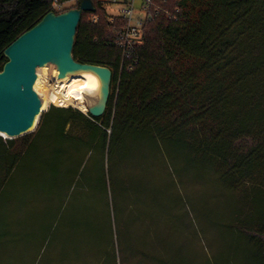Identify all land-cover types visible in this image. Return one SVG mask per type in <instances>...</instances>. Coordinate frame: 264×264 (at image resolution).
Wrapping results in <instances>:
<instances>
[{"label":"trees","instance_id":"obj_1","mask_svg":"<svg viewBox=\"0 0 264 264\" xmlns=\"http://www.w3.org/2000/svg\"><path fill=\"white\" fill-rule=\"evenodd\" d=\"M52 1L0 0V69ZM92 3L72 56L111 70L105 110L51 104L0 135V248L56 231L75 235L68 262L187 264L173 235L192 214L224 239L205 264H264V0H166L178 18L154 15L125 60L123 19Z\"/></svg>","mask_w":264,"mask_h":264},{"label":"water","instance_id":"obj_2","mask_svg":"<svg viewBox=\"0 0 264 264\" xmlns=\"http://www.w3.org/2000/svg\"><path fill=\"white\" fill-rule=\"evenodd\" d=\"M92 0H78V5L61 12L49 10L29 29L9 43L0 69V135L14 138L29 131L42 101L34 89L36 69L54 64L58 77L69 71L90 69L100 79L96 99L88 105L93 116L103 114L110 92L111 70L102 65L74 59L72 47L76 28L84 11H94ZM2 132L5 134L2 135Z\"/></svg>","mask_w":264,"mask_h":264},{"label":"rangeland","instance_id":"obj_3","mask_svg":"<svg viewBox=\"0 0 264 264\" xmlns=\"http://www.w3.org/2000/svg\"><path fill=\"white\" fill-rule=\"evenodd\" d=\"M138 3L139 1H136V4ZM108 8L112 9L114 7L110 6ZM45 65H48L49 67L47 70H45V73L43 70L40 71V76L43 79L42 81L43 83H41L40 87L37 88L41 92L44 90L46 84L48 85L50 83H53V75L55 73L54 68H56L54 64L47 63ZM36 74H38L37 69H36ZM51 104L56 105L52 102H49L47 107L43 111H45ZM65 106H69V105H65ZM70 106L74 107L73 105ZM87 111L88 110H85L83 112H87ZM35 129L36 127L33 128V130L32 129L31 130L34 131ZM32 131H29L27 133H30ZM27 133L23 135H26ZM23 135H20L18 137H22ZM199 191H201V189L197 181L195 182L191 180L186 181L184 192H187L189 195H196L198 194ZM184 226L185 228L180 233H176L172 235H173V241H176L178 243L179 240H181L184 243L181 246H183V251L187 257V262H188L187 264H205L210 258H213L214 254L219 255V253H221L224 247V241H223L224 239L222 238L218 230L212 228L209 225V223L202 221L199 222L198 220H196V218L194 219L192 214H189L185 218ZM65 236L66 235L59 236V232L54 231L52 235L50 234V236L46 239V241L44 242L43 240L40 241V246L38 243L35 242L34 244H31L25 249H23V247H20L22 245L16 242L17 245H19L17 248L9 247V246L0 248V259L4 260V264H33L34 262H36L37 257L35 255L37 254V256L40 257V264H76L75 260L72 262L71 261L68 262L65 259L66 252L62 251L66 248V250L69 251V253H71V251L72 253L75 252V247H74L75 235L72 234L71 236L70 235L66 237ZM261 238L264 240V235L261 236ZM62 246H65V248H62ZM99 260L100 259H97V257L95 256L94 260L88 261L87 259L85 263L99 264L98 263ZM84 261L85 259L83 258L82 263ZM130 264H150V263H144L143 261L139 260V257H136V260L130 262ZM174 264H178V263H174Z\"/></svg>","mask_w":264,"mask_h":264},{"label":"built area","instance_id":"obj_4","mask_svg":"<svg viewBox=\"0 0 264 264\" xmlns=\"http://www.w3.org/2000/svg\"><path fill=\"white\" fill-rule=\"evenodd\" d=\"M77 1L53 0L50 10L58 13L75 7ZM136 1L139 3L136 4ZM164 1L166 0H97L110 21L123 19L124 23L116 30L114 38V43L122 49V59L129 58L132 51L142 43L145 24L154 15L163 13L173 20L178 18V8L171 11L162 5ZM110 6L114 8L109 9Z\"/></svg>","mask_w":264,"mask_h":264},{"label":"bare ground","instance_id":"obj_5","mask_svg":"<svg viewBox=\"0 0 264 264\" xmlns=\"http://www.w3.org/2000/svg\"><path fill=\"white\" fill-rule=\"evenodd\" d=\"M48 67V65L37 67L38 74H36L37 78L33 87L39 93L42 104L40 108H38L33 124L29 130L36 127L42 111L47 107L49 102L59 106L73 105L74 107L85 111L87 110L88 105L96 99L100 89L99 76L90 69L69 71L64 76L58 77L57 68H54L55 73L53 75V83L48 85L44 84L45 88L43 87L44 90L41 92L37 89L40 87V84L43 83L40 71L43 70L45 73V70H47ZM2 135L5 136L3 132Z\"/></svg>","mask_w":264,"mask_h":264},{"label":"crops","instance_id":"obj_6","mask_svg":"<svg viewBox=\"0 0 264 264\" xmlns=\"http://www.w3.org/2000/svg\"><path fill=\"white\" fill-rule=\"evenodd\" d=\"M33 264H40V257L39 256H37L36 262H34Z\"/></svg>","mask_w":264,"mask_h":264}]
</instances>
